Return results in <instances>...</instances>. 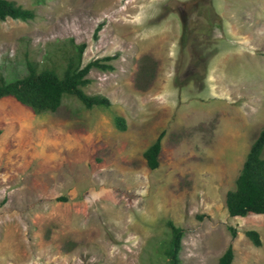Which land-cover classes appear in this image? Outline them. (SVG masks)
Wrapping results in <instances>:
<instances>
[{"label":"rangeland","instance_id":"1","mask_svg":"<svg viewBox=\"0 0 264 264\" xmlns=\"http://www.w3.org/2000/svg\"><path fill=\"white\" fill-rule=\"evenodd\" d=\"M14 1L35 16L0 19V77L27 59L61 74L73 43L81 65L116 57L82 86L108 106L0 98V264H166L168 219L184 230L178 264H218L229 244L231 264H264V213L225 204L264 125V0Z\"/></svg>","mask_w":264,"mask_h":264},{"label":"trees","instance_id":"2","mask_svg":"<svg viewBox=\"0 0 264 264\" xmlns=\"http://www.w3.org/2000/svg\"><path fill=\"white\" fill-rule=\"evenodd\" d=\"M35 12L31 8H25L14 0H0V19L6 17L27 20L32 19ZM101 23L95 28V32L101 27ZM74 52L69 54L61 74L52 67H44L37 70L31 60H26L27 71L24 75L14 79L0 77V98L13 96L20 103L27 105L34 113L55 111L61 104L65 93L74 94L86 108L94 106H108L110 100L101 94H88L82 86L90 81L87 73L93 67L112 69L108 61L114 59L116 54H107L88 60L81 65V55L86 46L85 42L74 44ZM114 123L119 129H125L124 117L115 115ZM1 132V130H0ZM161 132L156 139L149 144L143 152L148 165L155 168L158 165V153L161 147ZM264 147V125L252 141L241 168L235 178L234 187L228 189L225 204L228 213L234 215H246L252 213H264V156L261 152ZM58 199H66L59 196ZM171 237L164 252L168 256L166 264H178V253L181 247L183 228L175 225L172 220H167ZM231 235L236 230L230 226ZM245 234L252 240L254 245H260L259 233L255 229H248ZM233 249L229 244L218 257V264H231Z\"/></svg>","mask_w":264,"mask_h":264}]
</instances>
